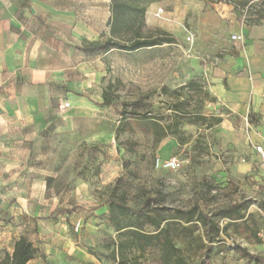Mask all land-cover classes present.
<instances>
[{
  "label": "rangeland",
  "instance_id": "374dc122",
  "mask_svg": "<svg viewBox=\"0 0 264 264\" xmlns=\"http://www.w3.org/2000/svg\"><path fill=\"white\" fill-rule=\"evenodd\" d=\"M183 1L198 4L203 11L228 6L242 20L264 11V0ZM160 8L165 13L158 23L161 28L148 29H163L174 43L131 54L114 51L107 59L104 86L111 100L113 126H119L120 132L115 131L106 145L56 152L45 195L61 205L49 218L54 214L55 225L67 222V238L51 246L47 235L55 233L54 228L41 234L29 225L27 234L37 249L29 264H117L111 253L119 238L106 215L108 201L121 197L134 210L144 208L151 199L169 209L195 204L209 216L249 201L246 221L230 224L212 244L198 228L193 238L176 245L189 264H201L209 245L210 264H264V205L258 204L264 199V171L247 142L252 132L249 118L233 116L217 101L200 70L203 61L196 60L192 51L197 36L185 18L178 24L169 0L161 1ZM175 27L178 32H173ZM186 31L194 35L192 43ZM191 81L193 88L180 91ZM146 113L160 117L159 123L169 125L172 134L157 142L150 127L134 116ZM171 158L179 162L177 171L155 168L156 159ZM218 221L221 228L229 223ZM237 246L259 262L242 258ZM53 247L60 252L52 254ZM124 262L160 264L158 251L147 245L129 251Z\"/></svg>",
  "mask_w": 264,
  "mask_h": 264
},
{
  "label": "crops",
  "instance_id": "0c3cea01",
  "mask_svg": "<svg viewBox=\"0 0 264 264\" xmlns=\"http://www.w3.org/2000/svg\"><path fill=\"white\" fill-rule=\"evenodd\" d=\"M169 1L178 24L185 18L197 36L192 51L196 60L203 61L200 70L211 93L233 116L243 121L249 118L248 144L261 143L264 23L247 26L228 6L203 11L198 4ZM110 3L0 0L2 257L12 255L21 237L32 243L29 225L41 234L54 228L55 233L47 235L51 246L67 238V222L55 225L54 214L49 218L61 208L45 195L46 180L52 176L50 161L58 150L75 151L113 140L117 125L111 120V103H104V82L107 59L116 50L99 48L109 36ZM160 6L161 2L146 8L147 28H161L154 16L157 10L164 13ZM175 28L173 32H178ZM232 34L243 35V42H231ZM64 103L68 107L61 109ZM251 153L258 161L252 149ZM54 248L52 254L60 252Z\"/></svg>",
  "mask_w": 264,
  "mask_h": 264
},
{
  "label": "trees",
  "instance_id": "16d2710c",
  "mask_svg": "<svg viewBox=\"0 0 264 264\" xmlns=\"http://www.w3.org/2000/svg\"><path fill=\"white\" fill-rule=\"evenodd\" d=\"M161 1L163 0H111L109 36L99 48L105 52L116 50L131 54L174 43L173 37L165 31L148 29L145 24L146 8L152 3ZM210 2L220 3L221 0H210ZM243 22L247 26L261 25L264 23V11L246 17ZM193 87L194 82L191 81L181 87L180 91ZM162 91L168 93L165 87ZM110 101L107 93H104V103L109 104ZM134 116L141 124L150 127L157 142L166 135L172 134L170 126L161 125L158 119L160 117L152 113ZM119 132L120 127L118 126L116 134L118 135ZM153 202L148 199L144 208L134 210L126 204L123 197L111 198L108 201L106 221L119 238L111 253L117 264H124L126 254L143 245L158 251L160 264H189L182 256L181 249L177 247V241L193 238L194 231L201 228L206 235L207 242L212 244L214 238H218L221 233L226 234L230 224H236L237 221L245 222V212L251 205L249 201L243 204H233L209 216L195 204L188 208L169 209L155 205ZM258 204L264 205V199ZM216 218L227 220L229 223L221 228ZM235 248L242 258L259 262L260 259L250 254L246 248L239 246ZM210 250L209 245L206 247L201 264H210L208 256ZM36 253L37 249L34 245L21 237L16 242L12 255L6 254L0 260V264H26L35 257Z\"/></svg>",
  "mask_w": 264,
  "mask_h": 264
},
{
  "label": "built area",
  "instance_id": "2783aa9c",
  "mask_svg": "<svg viewBox=\"0 0 264 264\" xmlns=\"http://www.w3.org/2000/svg\"><path fill=\"white\" fill-rule=\"evenodd\" d=\"M154 16L155 18L159 20H164V13L162 10H157ZM186 32L188 33L187 41L192 43L194 41V35L190 33L189 31H186ZM230 40L233 43H242L244 40V36L240 34H232L230 36ZM67 107H68V104L64 103L60 108L65 109ZM250 145H251L252 151L256 155L260 168L262 169V171H264V139L261 143H258V144L250 143ZM155 168L158 170H165V171L173 172L179 169V162L174 158L166 159V160L156 159Z\"/></svg>",
  "mask_w": 264,
  "mask_h": 264
}]
</instances>
